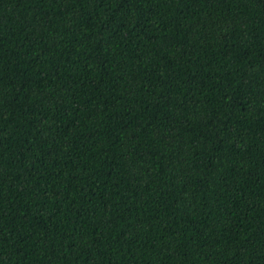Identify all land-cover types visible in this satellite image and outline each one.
Segmentation results:
<instances>
[{
    "label": "trees",
    "instance_id": "16d2710c",
    "mask_svg": "<svg viewBox=\"0 0 264 264\" xmlns=\"http://www.w3.org/2000/svg\"><path fill=\"white\" fill-rule=\"evenodd\" d=\"M0 264H264V0H0Z\"/></svg>",
    "mask_w": 264,
    "mask_h": 264
}]
</instances>
